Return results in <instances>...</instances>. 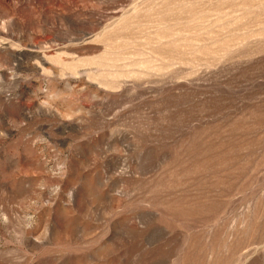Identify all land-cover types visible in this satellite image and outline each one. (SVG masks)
Returning <instances> with one entry per match:
<instances>
[{
  "label": "rangeland",
  "instance_id": "rangeland-1",
  "mask_svg": "<svg viewBox=\"0 0 264 264\" xmlns=\"http://www.w3.org/2000/svg\"><path fill=\"white\" fill-rule=\"evenodd\" d=\"M0 264H264V0H0Z\"/></svg>",
  "mask_w": 264,
  "mask_h": 264
}]
</instances>
